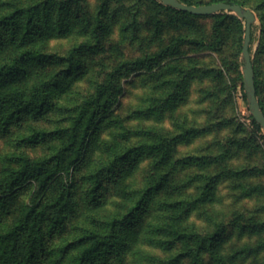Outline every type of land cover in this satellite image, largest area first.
Masks as SVG:
<instances>
[{"label": "rangeland", "instance_id": "obj_1", "mask_svg": "<svg viewBox=\"0 0 264 264\" xmlns=\"http://www.w3.org/2000/svg\"><path fill=\"white\" fill-rule=\"evenodd\" d=\"M156 1L162 4L159 0H114L106 15L102 42L80 54L81 67L56 96L55 105L41 118L28 116L0 134V161L13 155L33 159L51 155L62 142L59 135L34 145L19 140L34 130L67 128L76 106L123 62L152 56L179 35L214 40L213 19L167 12ZM239 1L257 15L255 42L250 49L263 82L264 103V20L259 18L264 13V0ZM11 2L0 0V13ZM75 3L67 18L69 30L59 33L53 29L60 22L55 14L47 24V33L36 39L37 46L48 53L66 55L83 41L94 43L85 16L95 17L100 0ZM220 14L228 18L219 49L184 45L178 56L162 60L158 66L121 73L117 102L99 121L86 160L75 171L74 210L65 231L48 239L44 264H67L75 253L68 249L70 243L88 229L104 231L105 224L125 214L135 204L138 192L160 173L168 177L164 188L143 214L122 254V263L114 259L112 264H159L178 255L183 250L181 241L172 243L173 236L161 231L167 223L177 224L186 243L198 235L223 231L217 256L204 252L206 264H215V259L223 264H264V139L254 132L240 82V76L244 78L245 34L237 20L245 26L243 30L246 22L233 13ZM58 68L54 63L35 64L4 90H25ZM159 142L169 152L161 163V153L141 150ZM126 150L140 151L116 180L106 182L100 200L93 201L87 194L90 183L86 177ZM233 171L241 174L234 176ZM210 176L208 196L203 186ZM22 198L26 200L27 195ZM188 261L182 258L179 264Z\"/></svg>", "mask_w": 264, "mask_h": 264}, {"label": "trees", "instance_id": "obj_2", "mask_svg": "<svg viewBox=\"0 0 264 264\" xmlns=\"http://www.w3.org/2000/svg\"><path fill=\"white\" fill-rule=\"evenodd\" d=\"M11 1L10 7L0 13V134H6L28 116L41 118L55 105L56 96L63 91L67 81L81 67L80 54L93 50L102 42L107 29L106 15L114 2L100 0L95 17L85 16L94 43L83 41L72 47L66 55H59L48 53L44 47L37 46L35 41L47 33V24L54 20L55 14L60 22L57 27L54 25L53 29L59 33L65 29L69 30L68 15L73 10L74 1L78 6L81 0H71V3L58 0ZM180 1L196 6L227 2L246 8L245 3L239 0H210L208 3ZM156 5L175 14L213 19L214 40L209 42L199 37L179 35L152 56L123 62L106 80L96 84L92 95L86 96L76 106L67 128L56 132L34 130L19 140L23 144L34 145L48 141V138L55 134L62 138V142L49 156L33 159L27 155H13L0 161V264H44V258L49 254L48 239L65 231L68 217L74 210L75 171L86 160L99 121L111 112L117 102L120 92L118 79L123 71L151 69L160 65L162 60L178 56L184 45L212 47L216 50L221 47L227 14L195 16L163 6L157 1ZM259 18L264 20V13H261ZM237 22L245 34L243 30L245 26L240 20ZM256 28L255 24L252 30V43L255 42ZM50 63L58 64L59 68L43 75L25 90L19 88L4 90L9 84L21 79L31 66ZM253 63L257 97L264 112L261 98L263 82L256 61L253 60ZM240 82L244 90L242 76ZM244 99L247 102L246 94ZM250 118L254 132L262 134L264 139L261 126L253 116ZM163 148V144L159 142L157 146H143L141 150L148 149L150 152L152 150L157 154L161 153L162 158L159 161L161 163L169 154ZM136 151L140 150H126L115 154L107 165L86 177V181L90 183L87 194L93 201L100 200L102 190L107 187L106 182L117 179L116 176L133 159L134 154L139 153ZM240 174L241 172L233 171L234 176ZM167 178V174L164 173L152 177L138 192L135 204L125 214L109 220L104 231L88 229L82 237L70 243L68 249L74 250L75 253L68 257L67 264H112L114 259L122 263V254L129 247L138 223L150 206L152 198L164 188ZM211 183L210 176L205 187L203 186L205 195H210ZM24 195H27L26 200L22 198ZM161 231L163 234L167 232L169 236H173L172 243L181 241L183 250L171 259L160 260L159 264H179L182 258L189 259L188 264H206L204 252L209 251L212 256H217L219 243L223 241V231L219 230L212 234L195 236L193 240L190 238L188 243L179 232L177 224L167 223L165 227L161 226ZM63 253L65 256L67 252ZM214 261L215 264H223L220 260Z\"/></svg>", "mask_w": 264, "mask_h": 264}, {"label": "water", "instance_id": "obj_3", "mask_svg": "<svg viewBox=\"0 0 264 264\" xmlns=\"http://www.w3.org/2000/svg\"><path fill=\"white\" fill-rule=\"evenodd\" d=\"M167 7H171L181 12H186L195 16H213L220 13H233L241 20L246 22L245 40L243 45V82L247 97L249 110L256 122L261 126L264 132V112L257 97V88L255 80V69L251 53L252 30L257 22V15L252 9L245 8L239 4L219 2L208 5H188L180 0H160Z\"/></svg>", "mask_w": 264, "mask_h": 264}]
</instances>
